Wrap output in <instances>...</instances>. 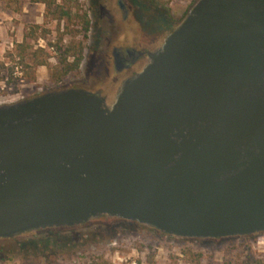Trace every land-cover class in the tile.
I'll return each mask as SVG.
<instances>
[{
    "label": "water",
    "instance_id": "water-1",
    "mask_svg": "<svg viewBox=\"0 0 264 264\" xmlns=\"http://www.w3.org/2000/svg\"><path fill=\"white\" fill-rule=\"evenodd\" d=\"M100 217L264 232V0H194L110 96L0 104V239Z\"/></svg>",
    "mask_w": 264,
    "mask_h": 264
},
{
    "label": "rangeland",
    "instance_id": "rangeland-1",
    "mask_svg": "<svg viewBox=\"0 0 264 264\" xmlns=\"http://www.w3.org/2000/svg\"><path fill=\"white\" fill-rule=\"evenodd\" d=\"M120 1L127 12V17L123 21L118 15L116 0H55V4L62 9L66 10L69 7V12L79 9L85 13L88 20L78 68L54 86L48 80L47 68L38 66L34 69L33 82L17 81L13 87L11 82L7 86L4 84L7 75L4 68L11 65L9 50L15 43L20 42L23 32L37 26L36 34L39 37L31 41L34 48L42 47L46 42H56L59 36H61L62 43H65L72 29L65 27V19L58 21L55 19L54 7L45 11L42 4L32 0H17L15 3L0 0V76L3 77L0 80V104L59 88H84L110 96L119 82L110 83L108 75L110 46L118 44L119 39L124 37L130 39L141 33L146 43L143 47L145 51L155 47L162 36L181 19L194 0ZM128 43L127 45L134 44ZM47 62L51 65L54 60L49 58ZM141 65L142 62L134 70L137 71ZM13 71L12 78L21 74L19 67H15ZM115 221L101 218L89 221L83 226L52 229L51 233L42 231L35 235L28 233L0 239V264H93L98 256L110 264H135L136 260L139 264H145L149 256L160 263L165 260L167 253L179 255L182 249L200 252L209 257L212 263L220 264L223 261L222 249L225 246H231V244L228 245L229 242L226 239H233L232 245L241 246L239 250L249 248L250 252L264 256V232L246 237L188 239L163 235L152 228L138 224L116 226L113 229L115 234L109 238L83 244L74 242L73 246L67 243L58 250L47 251L45 255H23V253L13 252L18 243H28L42 236L73 238L82 232H89L98 225H105L103 227L109 228L107 226ZM243 238H247V241L241 243L240 239ZM245 254L242 251L237 264H247Z\"/></svg>",
    "mask_w": 264,
    "mask_h": 264
},
{
    "label": "trees",
    "instance_id": "trees-1",
    "mask_svg": "<svg viewBox=\"0 0 264 264\" xmlns=\"http://www.w3.org/2000/svg\"><path fill=\"white\" fill-rule=\"evenodd\" d=\"M11 3H15L17 0H9ZM33 2H38L42 4L45 11H49L51 7H54V17L55 19L61 20L65 19V27L67 29H72L69 32V38L65 43H62L61 36L56 42H46L42 47H34L31 45V41L36 40L39 36L36 34L37 26H33L32 29H28L23 32L21 40L15 43L11 50H9L11 65L4 68L7 71L6 79L4 81L5 86L10 82L14 85L17 81H34V69L38 66H44L47 68L48 80L54 86L58 85L63 78L76 71L81 60V50L82 41L85 39V34L88 28V20L85 13L76 9L74 12H69L70 9H62L57 4L55 0H32ZM52 58L54 60L53 64L48 65V59ZM16 59V60H14ZM19 67L21 74L18 77L12 78L13 69ZM3 77L0 76V80ZM55 88V87H54ZM57 88V87H56ZM104 217H100L94 220H98ZM92 221V220H91ZM89 222V221H88ZM87 222L81 224L83 226ZM120 225L135 226L136 223L127 222L124 220H116L110 223L106 228L105 225H98L96 228H92L89 232H82L73 238L64 237H40L37 240H31L28 243H18L16 245V250L14 253H23V255L37 254L45 255L47 251L52 249L58 250L59 247L63 245L83 244L87 242H96L104 238H109L115 231L113 230L116 226ZM79 226V225H78ZM80 226V227H81ZM58 229H67L60 227ZM52 229L43 230L45 233H51ZM42 231L30 232V235L38 234ZM28 234V233H26ZM24 235V234H23ZM20 236V235H19ZM238 239V238H237ZM241 243L247 241V238L240 239ZM231 244L230 247L225 246L222 249L223 261L220 264H237L242 251H244L245 259H247V264H264V256L254 254L250 252L249 248H241V246H233V239H226ZM243 245V244H241ZM93 264H110L107 260L102 257H96V261ZM135 264H139L136 260ZM145 264H214L211 259L207 256L202 255L200 252H195L190 249H182L179 255L166 254L165 260L158 263L153 260L152 256L147 257Z\"/></svg>",
    "mask_w": 264,
    "mask_h": 264
},
{
    "label": "flooded vegetation",
    "instance_id": "flooded-vegetation-1",
    "mask_svg": "<svg viewBox=\"0 0 264 264\" xmlns=\"http://www.w3.org/2000/svg\"><path fill=\"white\" fill-rule=\"evenodd\" d=\"M116 8L118 10V15L123 21L127 17V12L125 10L124 4L120 0H116ZM124 37L119 39L118 44H112L109 50V77L110 83L113 81H119L123 77L132 74L135 70L134 68L141 64L143 57L145 56V49L143 48L146 45L144 36L140 33L139 36L131 37L126 39ZM134 43L131 45H127Z\"/></svg>",
    "mask_w": 264,
    "mask_h": 264
}]
</instances>
